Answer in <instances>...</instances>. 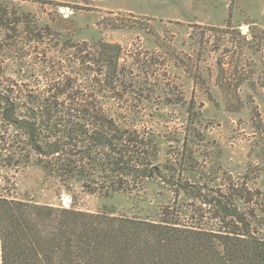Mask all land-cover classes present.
Here are the masks:
<instances>
[{"label":"trees","instance_id":"16d2710c","mask_svg":"<svg viewBox=\"0 0 264 264\" xmlns=\"http://www.w3.org/2000/svg\"><path fill=\"white\" fill-rule=\"evenodd\" d=\"M50 35L53 27L18 0H0V172L38 165L102 198L140 199L162 186L175 202L89 212L14 197L3 176L2 264H264V190L200 167L193 147L204 141L201 108L162 78L156 50L101 39L42 48ZM156 41L163 64L178 67L181 56ZM32 53L46 77L40 89L13 77ZM167 109L185 116L184 133L159 128L172 121Z\"/></svg>","mask_w":264,"mask_h":264},{"label":"rangeland","instance_id":"374dc122","mask_svg":"<svg viewBox=\"0 0 264 264\" xmlns=\"http://www.w3.org/2000/svg\"><path fill=\"white\" fill-rule=\"evenodd\" d=\"M18 2L53 27L54 35L48 37L44 49L63 50L71 42L101 39L139 52L156 50L162 78H170L201 108L197 128L204 141L193 147L200 167L219 170L220 175L230 173L247 181L251 189L264 190V0ZM113 19L127 20L128 25L114 27L110 23ZM157 39L166 51L175 50L181 56L178 67L163 64L167 57L158 56L165 52L157 47ZM34 56L32 53L27 58L28 68L13 73V77L20 84L40 89L46 77L34 69L38 60ZM194 72L201 73L200 84L191 76ZM165 112L172 121H163L159 128L184 133L185 116L180 111ZM3 176L11 177L8 187L14 197L67 208L75 206L89 212H147L152 206L175 200L174 193L162 186L152 187L140 199L123 193L102 198L85 191L80 182L65 185L38 165H29L19 172L4 170L0 172V178ZM65 199L69 201L66 205ZM1 254L0 240V264Z\"/></svg>","mask_w":264,"mask_h":264},{"label":"built area","instance_id":"2783aa9c","mask_svg":"<svg viewBox=\"0 0 264 264\" xmlns=\"http://www.w3.org/2000/svg\"><path fill=\"white\" fill-rule=\"evenodd\" d=\"M63 11H64V10H63ZM67 11H69V9L65 10V13H67ZM245 32H246V31H245ZM68 202H69V201H68L67 199L64 200V204H65V205L68 204Z\"/></svg>","mask_w":264,"mask_h":264}]
</instances>
